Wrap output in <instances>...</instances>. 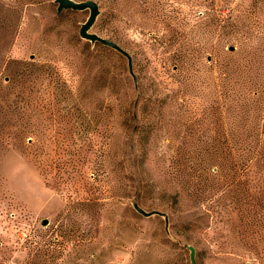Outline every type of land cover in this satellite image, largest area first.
I'll return each mask as SVG.
<instances>
[{
	"label": "rangeland",
	"instance_id": "rangeland-1",
	"mask_svg": "<svg viewBox=\"0 0 264 264\" xmlns=\"http://www.w3.org/2000/svg\"><path fill=\"white\" fill-rule=\"evenodd\" d=\"M94 1L0 0V264H264V0Z\"/></svg>",
	"mask_w": 264,
	"mask_h": 264
},
{
	"label": "water",
	"instance_id": "water-1",
	"mask_svg": "<svg viewBox=\"0 0 264 264\" xmlns=\"http://www.w3.org/2000/svg\"><path fill=\"white\" fill-rule=\"evenodd\" d=\"M56 2L58 3V12H62L63 9H74V10H85V9H90L91 13L89 18L87 19V21L85 23H83L82 27H81V35L94 40L96 42H100L103 44H109L114 46L115 48H117L118 50L122 51V49L116 45L115 43H113L112 41L102 38L96 34L90 33L89 29L90 27L95 23L96 18L99 14V5L97 2H95L94 0H82V1H77V0H56ZM135 208L143 213L146 216H150L152 215L154 212H147L144 209H142L139 205H135ZM45 224L48 223V220L46 219L44 221Z\"/></svg>",
	"mask_w": 264,
	"mask_h": 264
}]
</instances>
